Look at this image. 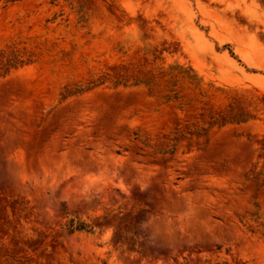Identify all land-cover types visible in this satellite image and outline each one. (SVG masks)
I'll list each match as a JSON object with an SVG mask.
<instances>
[{
    "label": "rangeland",
    "instance_id": "rangeland-1",
    "mask_svg": "<svg viewBox=\"0 0 264 264\" xmlns=\"http://www.w3.org/2000/svg\"><path fill=\"white\" fill-rule=\"evenodd\" d=\"M0 264H264V0H0Z\"/></svg>",
    "mask_w": 264,
    "mask_h": 264
},
{
    "label": "trees",
    "instance_id": "trees-1",
    "mask_svg": "<svg viewBox=\"0 0 264 264\" xmlns=\"http://www.w3.org/2000/svg\"><path fill=\"white\" fill-rule=\"evenodd\" d=\"M94 228H95V225H93V224H85V223L77 222V221H74L73 219H70L65 224V228L64 229H65V232L67 234H70V233H72L74 231H84V232H87V233H92ZM120 241H121V236H119L117 234V232H115L114 236H113V243L117 244Z\"/></svg>",
    "mask_w": 264,
    "mask_h": 264
}]
</instances>
